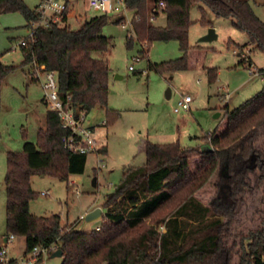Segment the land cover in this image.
I'll return each mask as SVG.
<instances>
[{
  "label": "trees",
  "instance_id": "16d2710c",
  "mask_svg": "<svg viewBox=\"0 0 264 264\" xmlns=\"http://www.w3.org/2000/svg\"><path fill=\"white\" fill-rule=\"evenodd\" d=\"M159 1L126 0L135 14L136 38L145 42L143 49L155 41L175 40L182 52L167 62H148L149 70L158 74L185 71L190 67L188 52L200 53L199 47L188 44L190 10L195 4H200L201 25L211 23L206 19L208 9L215 17L230 19L264 53V22L249 0H161L162 8L156 6ZM13 12L23 16L26 26L39 20V14L23 0H0V14ZM160 12L165 15V25H152L151 19ZM107 23L108 15L103 14L90 15L76 29L37 27L20 44V51L21 66L35 62L56 73L58 94L64 102L69 97L73 107L85 113L102 107L109 125L117 115L107 107L109 66L93 56L112 45V38L102 34ZM126 45H131L130 38ZM239 64L253 66L249 56ZM14 69L0 62V80ZM205 69L208 83L214 82L216 68ZM257 72L264 78V68ZM224 110L219 126L201 137L210 149L196 150L178 140L155 143L145 139L141 143L144 164L124 168L113 191L106 194V212L98 229L80 231L73 225L64 226L58 214L36 216L29 210L37 197L30 185L32 175L68 181L69 175L82 174L86 165L85 154L64 148L66 131L57 113L48 109L36 143L25 141L21 151L7 154L5 236L23 237L25 256L36 246L54 245V251H62L61 264H264V218L258 228L234 235L236 239L229 232L242 195L250 187V176L262 185L264 196V86L240 105ZM98 153L106 154V148L102 146ZM193 153L200 158L196 172L191 171ZM215 173L218 189L208 207L195 193ZM210 213L217 218L194 230Z\"/></svg>",
  "mask_w": 264,
  "mask_h": 264
},
{
  "label": "rangeland",
  "instance_id": "374dc122",
  "mask_svg": "<svg viewBox=\"0 0 264 264\" xmlns=\"http://www.w3.org/2000/svg\"><path fill=\"white\" fill-rule=\"evenodd\" d=\"M23 2L32 10L38 4V0ZM249 3L254 13L264 22V0H249ZM199 6L200 4H195L190 10L188 44L193 48L199 47L200 53L188 52L190 67L187 70L163 74L149 70L148 62L160 64L181 56L177 41H155L143 49L145 42L139 41L129 27L133 12L126 11L124 14L126 28H122L119 23L123 16L121 12L108 14V23L102 34L112 38V45L104 52L93 53V56L107 61V107L117 115L106 125V110L97 106L86 112L85 119V125L94 128L93 135L97 144L104 145L107 152L88 153L84 172L69 175L68 181L49 175H32L30 185L37 197L30 202L31 214H58L64 226L80 221L83 229H95L104 219L106 194L113 191L124 168L144 164L145 154L141 150V143L145 139L155 143L178 140L182 145L192 143L190 146L199 150L207 146L206 140L200 138L194 142L190 137H201L204 133L212 132L219 126L226 106L233 109L262 89L264 78L255 72L264 68V53L251 45L246 34L234 28L230 19L215 17L208 9L206 19L211 23L201 25ZM77 12L80 14L79 18L69 19L72 29L94 15L88 10L87 2H81ZM150 22L154 26H164L165 15L160 12ZM209 28L214 29L216 38L210 42L200 41ZM31 32V25H25L19 12L0 14V62L15 67L0 80V241L6 231L4 177L7 154L21 151L25 141L36 143L37 131L44 128V116L48 110L42 101L43 93L39 83L31 78V66H21L23 58L20 41L26 39ZM126 38L131 39L129 47L126 45ZM232 42L245 46L242 54L241 48ZM248 56L253 66L240 65L239 61ZM132 57H137L138 60L134 61ZM129 65L134 67L133 72L128 70ZM214 67L216 78L214 82L208 83L205 68ZM167 90H170L168 98ZM185 95H189L192 100L189 109H180L175 113L173 107ZM199 159L196 153L191 155L192 172H196ZM218 180V173H215L195 193V197L203 205L211 206L218 189ZM43 192L46 194L43 195ZM93 207H100L102 214L87 226L88 222L80 219V216L87 214ZM214 218L217 216L210 213L201 225L193 222H188V225L196 224L194 230H198ZM263 218L262 185L252 175L250 187L242 195L230 227L232 239L237 238L234 235L258 228ZM147 223L151 224L150 220ZM159 230L162 231L161 228ZM6 250L10 259L18 264H27L25 259L29 255H24L23 237L12 239ZM53 251L54 249L44 251L41 261L37 259L32 264H61L62 257H54Z\"/></svg>",
  "mask_w": 264,
  "mask_h": 264
},
{
  "label": "built area",
  "instance_id": "2783aa9c",
  "mask_svg": "<svg viewBox=\"0 0 264 264\" xmlns=\"http://www.w3.org/2000/svg\"><path fill=\"white\" fill-rule=\"evenodd\" d=\"M87 2V8L94 15H108L109 13L121 12L123 16L119 20L122 28H126V21L124 14L126 11H130L127 7L126 0H38L35 11L39 14V20L31 24L32 32L28 37H32L33 30L37 27H48L51 25L70 27L69 19L79 18L80 14L77 12L79 5ZM156 6L164 7L163 1H159ZM154 10V9H153ZM133 14L132 19L129 22L131 32L133 29ZM25 39L20 41V44H24ZM145 46V44H144ZM132 60L137 61V57H132ZM128 70L134 71L132 65L128 66ZM254 73V72H253ZM258 75V72H255ZM31 78L39 83L42 93L43 102L48 109L57 113L62 128L66 131V134L62 137V143L64 148L69 151L77 152L87 155L88 153L98 154V150L101 148L97 144V141L93 135V129L85 125L86 113L83 110H79L70 103L69 97L64 102L58 94V82L57 76L54 71L47 70L44 65H38L35 62L31 64ZM191 97L188 95L180 97L176 105L173 107L175 113L180 109L188 110ZM43 195L46 193L43 192ZM86 215V214H85ZM84 216H80V219H84ZM85 220V219H84ZM98 229V228H95ZM14 236L10 235L5 243L0 242V261L3 264H10L9 257L7 256V245L10 243ZM54 245L45 248L36 246L32 251L27 254L28 258L25 259V263L32 264L37 261L38 257L44 253V251H50L54 249ZM12 264H18L16 261Z\"/></svg>",
  "mask_w": 264,
  "mask_h": 264
},
{
  "label": "water",
  "instance_id": "95a60500",
  "mask_svg": "<svg viewBox=\"0 0 264 264\" xmlns=\"http://www.w3.org/2000/svg\"><path fill=\"white\" fill-rule=\"evenodd\" d=\"M216 38V34H215V31L213 28H209L207 30V33L202 36L201 38V41L202 42H210L212 41L213 39ZM170 96V90H167L166 92V97L168 98ZM205 149H210L208 146L205 147ZM93 184L95 185V180L93 182ZM102 214V209L100 207H97V208H94L93 210L89 211L84 219L86 222H89V221H92L98 217H100ZM6 239L3 241L5 243ZM54 257H61L62 256V251L60 249H57L55 251H53V254H52Z\"/></svg>",
  "mask_w": 264,
  "mask_h": 264
},
{
  "label": "crops",
  "instance_id": "0c3cea01",
  "mask_svg": "<svg viewBox=\"0 0 264 264\" xmlns=\"http://www.w3.org/2000/svg\"><path fill=\"white\" fill-rule=\"evenodd\" d=\"M200 41H201V39H200ZM234 45H235V43L234 42H232ZM235 46H238L239 48H243L244 46H241V45H235ZM250 57V56H249ZM251 59V58H250ZM252 61V60H251ZM252 64H253V62H252ZM242 65H245V64H242ZM133 72V71H132ZM189 96V95H188ZM192 101V100H191ZM92 128V127H91ZM93 129V131H94V128H92ZM209 133H211V131L210 132H208V133H204L203 135H205V134H209ZM202 137V136H201ZM201 137H199V136H197V135H194L193 137H190V139H192L194 142L196 141V140H199ZM182 145V144H181ZM190 145H192V143L190 144ZM189 144H187V145H183V146H190ZM105 147L104 145H101V147ZM106 148V147H105ZM203 148H205V146L203 147ZM106 152H107V149H106ZM98 154H100V153H98ZM95 207H93V208H91L90 209V211L91 210H93ZM93 221H96V219H94V220H92V221H89L88 222V224H87V226H89L90 224H91V222H93ZM97 221H99V220H97ZM81 224V222L80 221H77L76 222V224H73V226L76 228V229H78V230H80V231H89L90 229L88 228V229H83V225H80ZM84 226H86V225H84ZM100 225H97L95 228H98ZM83 229V230H82ZM8 237H6L5 235L3 236V238H2V242L5 240V239H7ZM15 238V237H14ZM13 238V239H14ZM12 240V239H11ZM10 259V258H9ZM11 260H14V259H11Z\"/></svg>",
  "mask_w": 264,
  "mask_h": 264
}]
</instances>
